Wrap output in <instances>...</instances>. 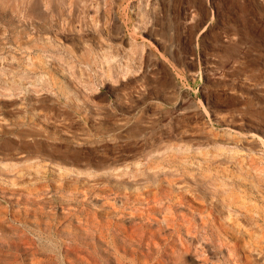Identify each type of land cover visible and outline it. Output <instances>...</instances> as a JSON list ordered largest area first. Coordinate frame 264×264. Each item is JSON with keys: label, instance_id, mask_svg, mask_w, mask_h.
I'll use <instances>...</instances> for the list:
<instances>
[{"label": "rangeland", "instance_id": "374dc122", "mask_svg": "<svg viewBox=\"0 0 264 264\" xmlns=\"http://www.w3.org/2000/svg\"><path fill=\"white\" fill-rule=\"evenodd\" d=\"M0 264H264V0H0Z\"/></svg>", "mask_w": 264, "mask_h": 264}, {"label": "bare ground", "instance_id": "6f19581e", "mask_svg": "<svg viewBox=\"0 0 264 264\" xmlns=\"http://www.w3.org/2000/svg\"><path fill=\"white\" fill-rule=\"evenodd\" d=\"M140 9V8H139ZM136 29V28H135Z\"/></svg>", "mask_w": 264, "mask_h": 264}]
</instances>
